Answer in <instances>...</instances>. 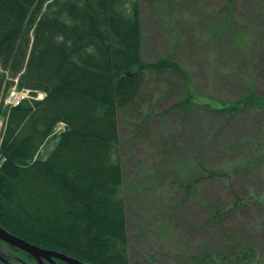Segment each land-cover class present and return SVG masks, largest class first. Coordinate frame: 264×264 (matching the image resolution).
Here are the masks:
<instances>
[{
    "label": "trees",
    "instance_id": "obj_1",
    "mask_svg": "<svg viewBox=\"0 0 264 264\" xmlns=\"http://www.w3.org/2000/svg\"><path fill=\"white\" fill-rule=\"evenodd\" d=\"M229 1V7L237 2ZM144 41L139 0H0V104L16 79L20 88L47 94L5 108L3 229L91 264H129L118 118L138 99L146 76H178L185 90L178 107L185 112L205 106L235 118L264 111L255 85L233 101L202 97L194 75L173 57L145 61ZM60 123L67 129L57 133ZM50 141L55 146L42 157ZM203 174L226 176L213 169ZM241 207L210 204V222ZM257 256L253 247L205 248L189 264H258Z\"/></svg>",
    "mask_w": 264,
    "mask_h": 264
},
{
    "label": "rangeland",
    "instance_id": "obj_2",
    "mask_svg": "<svg viewBox=\"0 0 264 264\" xmlns=\"http://www.w3.org/2000/svg\"><path fill=\"white\" fill-rule=\"evenodd\" d=\"M139 1L145 61L173 57L211 100H237L252 85L264 96V0ZM184 94L178 76L147 75L138 99L119 112L130 263L189 264L205 248L238 245L264 264V111L185 112ZM5 122L3 107L0 140ZM205 169L226 176L212 180ZM236 202L240 209L210 222V204L229 211Z\"/></svg>",
    "mask_w": 264,
    "mask_h": 264
},
{
    "label": "flooded vegetation",
    "instance_id": "obj_3",
    "mask_svg": "<svg viewBox=\"0 0 264 264\" xmlns=\"http://www.w3.org/2000/svg\"><path fill=\"white\" fill-rule=\"evenodd\" d=\"M44 248V247H42ZM49 249V248H44ZM50 250V249H49ZM68 257L77 259L84 264H91L78 257L67 254ZM0 264H73L57 257L35 256L19 248H16L0 239ZM129 264L130 257H129Z\"/></svg>",
    "mask_w": 264,
    "mask_h": 264
},
{
    "label": "water",
    "instance_id": "obj_4",
    "mask_svg": "<svg viewBox=\"0 0 264 264\" xmlns=\"http://www.w3.org/2000/svg\"><path fill=\"white\" fill-rule=\"evenodd\" d=\"M0 239L5 241L6 243L12 245V246H15V247H17L23 251H26L27 253L35 255V256H47L50 258L57 257V258H60L62 260H67L73 264H84V263L78 261L77 259H74L72 257H68L67 255L62 254L60 252L42 249V248H40L34 244H31L24 239H21L15 235H12L11 233H9L5 229H3L1 226H0Z\"/></svg>",
    "mask_w": 264,
    "mask_h": 264
},
{
    "label": "built area",
    "instance_id": "obj_5",
    "mask_svg": "<svg viewBox=\"0 0 264 264\" xmlns=\"http://www.w3.org/2000/svg\"><path fill=\"white\" fill-rule=\"evenodd\" d=\"M44 96L45 95L43 93H38L33 96L30 90H19L17 88H13L9 93L6 104L10 106H18L27 99L43 100Z\"/></svg>",
    "mask_w": 264,
    "mask_h": 264
}]
</instances>
